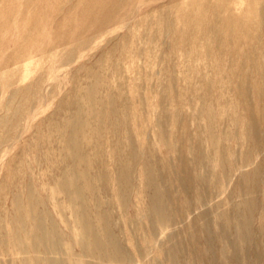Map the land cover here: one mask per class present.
Listing matches in <instances>:
<instances>
[{
	"label": "rangeland",
	"instance_id": "374dc122",
	"mask_svg": "<svg viewBox=\"0 0 264 264\" xmlns=\"http://www.w3.org/2000/svg\"><path fill=\"white\" fill-rule=\"evenodd\" d=\"M0 264H264V0H0Z\"/></svg>",
	"mask_w": 264,
	"mask_h": 264
},
{
	"label": "bare ground",
	"instance_id": "6f19581e",
	"mask_svg": "<svg viewBox=\"0 0 264 264\" xmlns=\"http://www.w3.org/2000/svg\"><path fill=\"white\" fill-rule=\"evenodd\" d=\"M239 90H240V89H239ZM241 90H242V89H241ZM259 90H260V88H259ZM260 91H261V90H260ZM258 92H259V91H258ZM258 92H257V93H258ZM241 93H242V92H241ZM260 94H261V93H260ZM208 115H210V114H208ZM209 117H210V116H209ZM209 117H208V118H209ZM254 119H255V118H254ZM254 119H252V120H254ZM252 120H251V121H252ZM257 122H258V121H257ZM259 123H261V122H258L257 126H259ZM246 126H247V125H246ZM249 126H250V125H249ZM253 126H254V125H253ZM253 126H252V127H253ZM77 127H78V126H77ZM246 128H247V127H246ZM257 128H258V127H257ZM255 129H256V128H255ZM246 130H247V129H246ZM247 131H248V130H247ZM248 132H249V131H248ZM255 133H256V132H255ZM247 134L249 135V133H247ZM243 135H244V134H243ZM70 136H71V135H70ZM210 136H211V135H210ZM244 136H245V135H244ZM246 136H247V135H246ZM246 136H245V137H246ZM249 136H250V135H249ZM249 136H248V137H249ZM250 137H252V135H251ZM253 137H254V135H253ZM258 137H259V135H258ZM68 139H69V138H68ZM213 139H214V138H213ZM258 140H259V139H258ZM255 141L257 142V140H255ZM257 143H258V142H257ZM211 144H212V143H211ZM255 145H256V144H255ZM80 147H81V145H80ZM84 157H85V156H84ZM84 157H83V158H84ZM77 161H78V160H77ZM143 171H144V170H143ZM256 171H257V170H256ZM73 172H74V171H73ZM144 173H145V171H144ZM260 173H261V172H260ZM254 174H255V173H254ZM254 176H255V175H254ZM64 178H65V177H64ZM66 180H67V179H66ZM62 182H63V181H62ZM66 184H67V185H65L66 188L70 187V186H68V183H66ZM70 185H71V184H70ZM62 186H63V185H62ZM65 186H63V187H65ZM66 188H65V189H66ZM73 188H74V187H73ZM84 188H85V187H84ZM65 189H64V190H65ZM74 190H75V189H74ZM74 190H73V193H74ZM77 190H78V189H77ZM77 190H76V193L78 192ZM67 192H68V191H67ZM16 202H17V201H16ZM39 221H40V220H39ZM105 221H106V220H105ZM103 222H104V221H103ZM22 224H23V223H22ZM82 226H83V225H82ZM21 228H22V227H21ZM38 229H39V228H38ZM80 229H81V228H80ZM21 230H22V229H21ZM39 232H40V231H39ZM54 233H55V232H54ZM105 233H106V232H105ZM86 235H87V233H86ZM30 236H31V235H30ZM52 236H53V235H52ZM80 237H82V236H80ZM107 237H108V236H107ZM14 238H15V237H14ZM85 238L88 239L87 237H85ZM93 238H94V237H93ZM17 240H18V239H17ZM36 241H37V240H36ZM27 242H28V241H27ZM82 242H83V241H82ZM82 242H81V243H82ZM87 242H88V241H87ZM81 243H80V244H81ZM85 243H86V242H85ZM97 243H98V242H97ZM108 243H109V242H108ZM92 244H93V243H92ZM97 245H98V244H97ZM82 246H84V245H82ZM82 246H81V247H82ZM85 246H86V244H85ZM85 246H84V247H85ZM95 246H96V245H95ZM26 247H27V246H26ZM37 248H38V247H37ZM83 250L85 251L86 249H83ZM91 250H92V249H91ZM30 251H31V250H30ZM36 251H37V250H36ZM88 251H90V249H89ZM95 251H96V250H95ZM56 252H57V251H56ZM97 253H99V252H97ZM40 261H41V260H40ZM42 261H43V260H42Z\"/></svg>",
	"mask_w": 264,
	"mask_h": 264
}]
</instances>
